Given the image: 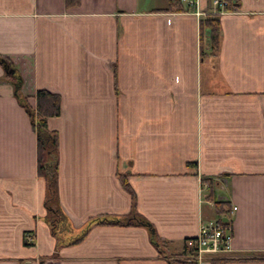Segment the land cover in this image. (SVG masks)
Segmentation results:
<instances>
[{
    "label": "crops",
    "instance_id": "0c3cea01",
    "mask_svg": "<svg viewBox=\"0 0 264 264\" xmlns=\"http://www.w3.org/2000/svg\"><path fill=\"white\" fill-rule=\"evenodd\" d=\"M236 1L217 54L200 56L199 20L168 0H0V56L22 97L61 99L47 127L65 215L52 231L36 135L0 62V264H169L151 234L175 256L208 221L231 241L207 264H264V0ZM119 175L150 228L92 222L131 215Z\"/></svg>",
    "mask_w": 264,
    "mask_h": 264
},
{
    "label": "trees",
    "instance_id": "16d2710c",
    "mask_svg": "<svg viewBox=\"0 0 264 264\" xmlns=\"http://www.w3.org/2000/svg\"><path fill=\"white\" fill-rule=\"evenodd\" d=\"M231 2L232 0H225ZM65 5L68 8H73L79 5L80 0H64ZM237 5V1H235ZM168 10L172 12H184L186 9L183 7L181 0H168ZM219 17L209 15L204 17L199 22V49L200 56L210 54L215 56L219 50L221 29L219 23ZM0 62L6 67L7 71L14 70L10 61L0 56ZM7 77L15 81L16 84V97L20 103V106L26 111L33 131L36 135V151H37V175L45 179L47 183V195L45 198V208L49 214V222L52 231L57 228L65 217L58 204L57 194V176H58V135L54 131H50L47 127V121L50 118L58 117L61 112V99L56 93L38 90L34 94L35 108L28 105L26 98L22 97L20 93L21 79L18 75L7 74ZM119 182L123 189L129 194L131 198L132 213L125 219H95L92 222L96 224L106 225H138L146 228H150V224L142 219L136 212H133L136 206V197L134 192L129 187L125 175L118 176ZM214 209L220 216L227 217L230 215V208L228 203L215 202ZM132 216V217H131ZM225 229H229L228 222L218 221ZM151 243L159 250V253L168 258L169 264H195L192 260L194 257V248L185 247L183 252L179 255L169 256L164 251L165 245L159 241L154 233L151 234ZM80 239H77L73 244H77ZM195 241H193L194 243ZM28 245L27 243H25Z\"/></svg>",
    "mask_w": 264,
    "mask_h": 264
},
{
    "label": "built area",
    "instance_id": "2783aa9c",
    "mask_svg": "<svg viewBox=\"0 0 264 264\" xmlns=\"http://www.w3.org/2000/svg\"><path fill=\"white\" fill-rule=\"evenodd\" d=\"M187 4V7L193 9V14L200 19L206 15L218 16L227 12H238L235 0L231 2L225 0H208L207 7L204 11L198 8V0H181ZM235 210V208H233ZM231 236L229 229H225L218 221H208L199 227L198 236L194 242L195 264H206V257L227 253L230 251Z\"/></svg>",
    "mask_w": 264,
    "mask_h": 264
},
{
    "label": "rangeland",
    "instance_id": "374dc122",
    "mask_svg": "<svg viewBox=\"0 0 264 264\" xmlns=\"http://www.w3.org/2000/svg\"><path fill=\"white\" fill-rule=\"evenodd\" d=\"M235 13H237V12H235ZM204 224V223H203ZM221 254V253H220ZM169 255V254H168ZM218 255V254H217ZM213 256H215V255H213ZM210 257V256H209ZM205 263L207 264V262H206V260H205Z\"/></svg>",
    "mask_w": 264,
    "mask_h": 264
},
{
    "label": "water",
    "instance_id": "95a60500",
    "mask_svg": "<svg viewBox=\"0 0 264 264\" xmlns=\"http://www.w3.org/2000/svg\"><path fill=\"white\" fill-rule=\"evenodd\" d=\"M8 73H9V74H13V71H9Z\"/></svg>",
    "mask_w": 264,
    "mask_h": 264
}]
</instances>
